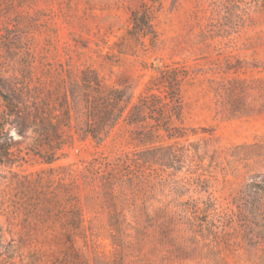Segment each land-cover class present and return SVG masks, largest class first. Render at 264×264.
I'll return each instance as SVG.
<instances>
[{
	"label": "rangeland",
	"instance_id": "374dc122",
	"mask_svg": "<svg viewBox=\"0 0 264 264\" xmlns=\"http://www.w3.org/2000/svg\"><path fill=\"white\" fill-rule=\"evenodd\" d=\"M144 7L153 43L130 36ZM30 63L53 83L94 71L132 103L163 99L157 70L179 68L183 137L147 152L116 127L97 143L80 106L53 164L15 135L0 264H264V192L249 188L264 181V0H0V74Z\"/></svg>",
	"mask_w": 264,
	"mask_h": 264
},
{
	"label": "trees",
	"instance_id": "16d2710c",
	"mask_svg": "<svg viewBox=\"0 0 264 264\" xmlns=\"http://www.w3.org/2000/svg\"><path fill=\"white\" fill-rule=\"evenodd\" d=\"M131 24V38L155 41L149 8L132 11ZM32 64L20 77L8 75L9 71L0 74V173H11L21 160L15 150V135L23 142L32 141L31 150L53 164L67 143L64 128H70L71 113L77 106L84 117L77 129L79 135L91 137L97 143L104 142L116 127L129 133L130 144L148 147L147 152L163 150L164 147L155 144L165 138L183 137V129L175 123L182 119L181 87L188 73L179 68L157 70L154 81L164 89L163 99L146 94L132 103V97L125 91L106 88L94 71L84 70L78 77L69 74L59 83H53L35 75L30 69ZM249 188H261L263 193L264 181L253 180ZM258 211L264 212V202L259 203ZM242 222L244 232L255 231L251 221Z\"/></svg>",
	"mask_w": 264,
	"mask_h": 264
}]
</instances>
